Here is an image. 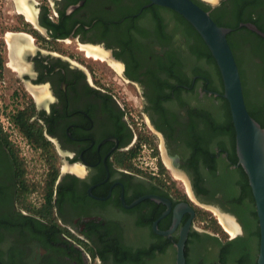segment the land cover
Listing matches in <instances>:
<instances>
[{
  "label": "flooded vegetation",
  "instance_id": "obj_1",
  "mask_svg": "<svg viewBox=\"0 0 264 264\" xmlns=\"http://www.w3.org/2000/svg\"><path fill=\"white\" fill-rule=\"evenodd\" d=\"M7 1L0 264H176L189 220L185 264H256L220 72L183 20L147 0ZM191 1L230 29L264 113V36L246 26L264 34V0ZM198 208L232 232L196 225Z\"/></svg>",
  "mask_w": 264,
  "mask_h": 264
},
{
  "label": "water",
  "instance_id": "obj_2",
  "mask_svg": "<svg viewBox=\"0 0 264 264\" xmlns=\"http://www.w3.org/2000/svg\"><path fill=\"white\" fill-rule=\"evenodd\" d=\"M147 1L182 16L201 37L216 62L223 83L222 97L228 102L230 109L238 165L247 176L255 203L259 226V252L256 264H264V128L249 115L246 109L238 66L226 37L230 29L218 26L206 11L191 0ZM246 26L264 36L255 26ZM178 210L193 215L192 209L187 204L178 207ZM189 223L190 220L180 234L176 264H185L183 249Z\"/></svg>",
  "mask_w": 264,
  "mask_h": 264
},
{
  "label": "trees",
  "instance_id": "obj_3",
  "mask_svg": "<svg viewBox=\"0 0 264 264\" xmlns=\"http://www.w3.org/2000/svg\"><path fill=\"white\" fill-rule=\"evenodd\" d=\"M174 14H176V16H178L179 18H181L183 20V22L189 28L188 30H190L192 34L195 33L197 35V37L201 40L202 44L204 45L205 55H207L211 60H213V57H212L210 51L208 50L207 46L205 45V43L203 42V40L201 39V37L198 35V33L194 30V28L182 16H180L177 13H174ZM233 56H234V54H233ZM235 61L237 63V66L239 64L238 70H239V74H240V79H241V84H242V90H243V96H244V101H245L246 109H247L249 115L258 124H260V126L262 128H264V113L263 112H259L256 108H254V106L252 104H249V102L247 101L248 94L251 91V89H250V82H248V80H247V73H246L247 71H246V69L244 67L242 69L241 63H240V59H237V60L235 59ZM217 74L219 75L218 69H217ZM231 133H234V128H233L232 123H231ZM161 168H162V166H161ZM245 186H246V188L248 190L250 199H251V201L253 203L254 201H253V198H252V195H251L250 187L247 185V179H246V177H245ZM254 214L256 215V213H254ZM206 216H207L206 213H201L199 219L207 220L208 219V216L207 217ZM208 220H209L208 221V225H207V227L205 229L211 231L213 234L217 235L218 237H221V238L227 237L226 233L222 230V228L220 227V225L217 223L216 220H214L213 218H211V220L210 219H208ZM251 236L253 237L254 240L257 241V245H258V240H259V230H258V228L256 229V232H252Z\"/></svg>",
  "mask_w": 264,
  "mask_h": 264
},
{
  "label": "rangeland",
  "instance_id": "obj_4",
  "mask_svg": "<svg viewBox=\"0 0 264 264\" xmlns=\"http://www.w3.org/2000/svg\"><path fill=\"white\" fill-rule=\"evenodd\" d=\"M2 1L4 3L2 5H0V7H1L0 8V23L4 22V19H11L12 17H15L16 16V14L14 13L15 12L14 7H12V5H10V3L7 0H2ZM244 65L245 64H242V66H241L242 69H243V67L246 69V67ZM246 71H247V69H246ZM247 80L249 82V76H248V74H247ZM9 105L10 104H9V102L7 100V97L5 96L4 88H1L0 87V119H2L5 127H8L10 130H12V128H10V126H9V123L11 121L7 118L10 115V113H11V110H10V106ZM13 137H18V139H19V136L18 135H16V136L13 135ZM21 142H23V141L21 140ZM26 150L27 149L25 147L24 148V151L27 153L26 156L32 158L33 157V154L29 150L28 151H26ZM199 211L201 213H206V215L208 216V219L211 220V218H213L209 212H207V211H205L203 209H199ZM208 219L207 220H202V219H199L198 218V220L196 221V225H199L200 226L201 225L200 223H203L204 226H205V228H206L207 225H208V221H209ZM217 221H218V224L220 225V227L222 228V230L224 232H226L225 228H223V226L219 223V220H217ZM207 231H209V230H207ZM209 232H211V231H209ZM226 233H228V232H226Z\"/></svg>",
  "mask_w": 264,
  "mask_h": 264
},
{
  "label": "bare ground",
  "instance_id": "obj_5",
  "mask_svg": "<svg viewBox=\"0 0 264 264\" xmlns=\"http://www.w3.org/2000/svg\"><path fill=\"white\" fill-rule=\"evenodd\" d=\"M224 221L222 220V223H223ZM224 227H225V229L227 230V231H229V232H232V230L229 228V227H227L226 225H224Z\"/></svg>",
  "mask_w": 264,
  "mask_h": 264
},
{
  "label": "built area",
  "instance_id": "obj_6",
  "mask_svg": "<svg viewBox=\"0 0 264 264\" xmlns=\"http://www.w3.org/2000/svg\"><path fill=\"white\" fill-rule=\"evenodd\" d=\"M152 161H153L154 163H156V159H152Z\"/></svg>",
  "mask_w": 264,
  "mask_h": 264
}]
</instances>
